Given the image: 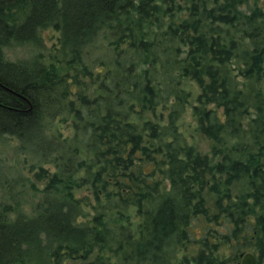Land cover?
<instances>
[{
    "label": "trees",
    "instance_id": "16d2710c",
    "mask_svg": "<svg viewBox=\"0 0 264 264\" xmlns=\"http://www.w3.org/2000/svg\"><path fill=\"white\" fill-rule=\"evenodd\" d=\"M258 1L0 0V264H264Z\"/></svg>",
    "mask_w": 264,
    "mask_h": 264
},
{
    "label": "rangeland",
    "instance_id": "374dc122",
    "mask_svg": "<svg viewBox=\"0 0 264 264\" xmlns=\"http://www.w3.org/2000/svg\"><path fill=\"white\" fill-rule=\"evenodd\" d=\"M258 4L264 9V0H259ZM40 37L42 40V46L44 47V48L42 47V49H46L56 42L55 40L57 37V32H55L51 28H46L40 31ZM29 49H30L29 45H25V46L11 45L7 47H3L2 52H3L5 59L16 60V59L26 57L30 52ZM182 126L184 128V135L186 137V140L188 142H192L200 153H207L208 152V142L205 139V137H203L197 131H192L193 130L192 127L194 126V121L190 118L189 110H186L183 116ZM63 131L66 132V130H63ZM15 144H16V141L14 139H10L4 143H0V157H3V159L5 160V162L3 163V166L8 165L9 163L12 164L13 162H15L16 156L14 154L15 151L13 150V147ZM12 165H14V163ZM1 174L2 176H4L5 172L1 171ZM195 249L196 247L192 245H187L184 251H182L179 255L185 254L186 256L190 257L193 254L192 251ZM227 252L228 251L221 245L219 246L218 251L216 252V255L219 258L222 254L226 255ZM249 252L253 253L252 251H249ZM253 255L255 256L254 253Z\"/></svg>",
    "mask_w": 264,
    "mask_h": 264
},
{
    "label": "water",
    "instance_id": "95a60500",
    "mask_svg": "<svg viewBox=\"0 0 264 264\" xmlns=\"http://www.w3.org/2000/svg\"><path fill=\"white\" fill-rule=\"evenodd\" d=\"M239 264H256V259L253 253L246 251L240 255Z\"/></svg>",
    "mask_w": 264,
    "mask_h": 264
}]
</instances>
